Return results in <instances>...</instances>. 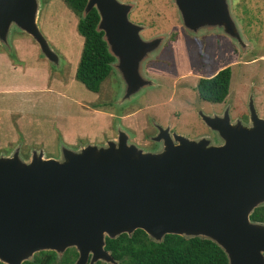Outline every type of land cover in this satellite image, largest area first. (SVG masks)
<instances>
[{
  "label": "water",
  "instance_id": "95a60500",
  "mask_svg": "<svg viewBox=\"0 0 264 264\" xmlns=\"http://www.w3.org/2000/svg\"><path fill=\"white\" fill-rule=\"evenodd\" d=\"M182 26L228 22L226 36L244 46L226 0H173ZM40 0H0V46L10 49L12 29L26 34L53 66L59 57L37 24ZM220 9H219V8ZM95 9V30L113 61L119 81L116 105L155 86L144 75L164 38L142 39L143 27L132 23V4L118 0H86L83 18ZM219 12L220 17H215ZM248 123L198 111L201 122L220 141L211 144L169 132L152 122L150 138L157 149L145 151L129 141L125 129L97 146L72 150L61 144L56 158L31 150L23 160L19 148L0 154V263L21 264L42 251L60 258L66 249L77 256L72 264H118L105 238L131 237L143 231L155 243L165 235L200 238L214 243L227 264H264V223L249 216L264 206V119L253 97L247 99Z\"/></svg>",
  "mask_w": 264,
  "mask_h": 264
},
{
  "label": "rangeland",
  "instance_id": "374dc122",
  "mask_svg": "<svg viewBox=\"0 0 264 264\" xmlns=\"http://www.w3.org/2000/svg\"><path fill=\"white\" fill-rule=\"evenodd\" d=\"M118 1L132 4L131 11L135 8L131 18L142 21V39L160 36L164 38L162 46L169 44L144 64V75L155 86L121 106L115 103L120 85L114 74L102 82L99 93L87 91L74 79L82 45L75 27L77 16L63 0H40L38 28L59 57L58 66L50 65L32 39L15 29L9 35L10 49L0 46V90L15 88L0 91V154L8 155L18 147L23 160L29 158L31 150L56 158L61 144L72 150L87 144L101 146L115 138L116 129L122 127L131 143L152 151L157 149L149 139L156 134L152 122L162 127L168 124L188 138L206 137L211 144L220 143L193 108L195 75L200 72L193 62L195 41L171 31L181 28L180 19L165 9L163 0ZM226 1L230 17L240 19L233 22L246 48L240 50L229 38L227 45L216 43L213 36L205 40L201 64L211 66L203 72L205 76L215 74L219 66L230 65L224 102L229 105L231 122L247 124L250 92L257 115L264 119V0H237L236 5ZM223 54L226 60L221 59ZM205 106L207 115L222 113L221 105ZM60 258L53 264H59Z\"/></svg>",
  "mask_w": 264,
  "mask_h": 264
},
{
  "label": "trees",
  "instance_id": "16d2710c",
  "mask_svg": "<svg viewBox=\"0 0 264 264\" xmlns=\"http://www.w3.org/2000/svg\"><path fill=\"white\" fill-rule=\"evenodd\" d=\"M63 3L77 16L75 27L82 37L74 79L87 91L99 93L102 82L113 74L110 64L114 59L102 40V32L95 30L98 15L95 9H91L81 17L86 0H63ZM230 76V69L225 68L210 78L199 79L195 86L199 100L213 104L223 102L228 93ZM249 219L264 223V206L255 208ZM104 249L118 264H227L224 253L209 240L165 235L162 242L155 243L138 229L131 237L121 234L115 239L105 238ZM76 256L74 249H66L58 263L72 264ZM55 261L54 252L42 251L35 253L31 261L21 264H53Z\"/></svg>",
  "mask_w": 264,
  "mask_h": 264
},
{
  "label": "flooded vegetation",
  "instance_id": "af4514ba",
  "mask_svg": "<svg viewBox=\"0 0 264 264\" xmlns=\"http://www.w3.org/2000/svg\"><path fill=\"white\" fill-rule=\"evenodd\" d=\"M123 1V0H122ZM148 1H150L151 2V0H148ZM215 2H217V0H214ZM218 2L221 4L222 2H223V0H218ZM163 3H164V7H165V9H169V11L171 10V12H172V16L174 17H176L177 16V18H179L180 19V13L178 12V8H177V6L175 5V3L173 2V0H163ZM238 3V1L237 0H231V5H236ZM227 4H228V2H227ZM235 7V6H234ZM219 8V7H218ZM135 9V8H134ZM133 9V10H134ZM220 9V8H219ZM133 10L131 11H129V13H128V19L129 20H131V22L132 23H134V24H138V25H140V26H142V21H139V20H137V21H133V19L131 18V14H132V12H133ZM232 10H233V7H232ZM161 14V13H160ZM159 14V17L161 16ZM220 17V14H219V12L217 13V14H215V17ZM236 15H238V14H236ZM234 16V15H233ZM217 17V18H218ZM235 18H236V20L235 19H232V21L233 20H235V21H237V22H240L239 20V18H238V16H235ZM179 23H180V26H181V28L180 29H174V30H171V31H173V32H175V33H177V34H179V33H183V34H187V36H189L190 38H192L195 42H194V49H195V47H196V50H194V56H193V62L197 65V67H196V69L198 68V70H199V72L200 73H202V74H196L195 76L197 77V81L199 80V79H202V78H210V77H212L213 75H210V76H205V75H203V72H205V71H209L210 70V68H211V66L209 67V68H207V66L205 65V64H201V61L203 60V54H204V50H205V48H204V50H202V48L205 46L204 45V43H206V41L207 40H209V39H211L213 36L215 37V41H216V43L217 42H220V43H223L224 42V44L225 45H227L228 44V37L226 36V33H223L222 31H220L219 30V28L221 27L222 28V30H224L225 28H226V26L228 25V22H221L220 24H218L219 22H215L213 25H209V26H206V25H202L201 23L200 24H196L195 26H194V28H193V30H190V29H188V30H186L183 26H182V24H181V21H179ZM235 24H234V22H233V26H234ZM218 26H220V27H218ZM235 27H236V25H235ZM226 30V29H225ZM147 32V30L145 31V33ZM153 34V33H152ZM152 34H149V36L150 35H152ZM147 35V34H146ZM170 35H172V34H169V36ZM149 36H147V37H149ZM179 36V35H178ZM206 40V41H205ZM246 44L244 43V46H245ZM217 46V45H216ZM239 48H240V50H244L245 48H243V45L242 44H240V43H238V45H237ZM166 47H169V44H166V45H164V46H162V48H166ZM197 48H198V50H197ZM202 57V59L200 60V58ZM221 59H227V56H225L224 54L223 55H221ZM198 60H200V61H198ZM254 59H252L251 61H253ZM198 63H200V64H198ZM217 64V63H216ZM219 65V64H218ZM234 64H232L231 66H233ZM220 68L218 69V71H220V70H223V69H225V68H229L230 69V71H231V67H230V65H225V66H219ZM217 71V72H218ZM216 72V73H217ZM197 81H196V83H197ZM195 86H196V84H195ZM195 86H194V91H193V93H194V102H193V108L196 110L195 111V113H196V115H197V112L198 111H202L204 114L207 112L206 110H207V106H205V104H207L208 106H211L213 103H208V102H204V101H200L199 100V98H198V96H197V92H196V90H195ZM249 95H251L252 97H253V95L251 94V92L249 93ZM247 99H248V97H247ZM223 103H225L224 101L223 102H221V103H215V104H213V105H221V107L223 106V109H222V111L221 112H223L225 109H227V112L229 113V105L227 104L226 105V103H225V105L223 104ZM209 109V108H208ZM198 116V115H197ZM199 118V117H198ZM163 128H168L169 129V132H175L172 128H170V127H168V124H165L164 126H163ZM175 133H177V132H175ZM149 139H150V137H149ZM151 141V140H150Z\"/></svg>",
  "mask_w": 264,
  "mask_h": 264
},
{
  "label": "crops",
  "instance_id": "0c3cea01",
  "mask_svg": "<svg viewBox=\"0 0 264 264\" xmlns=\"http://www.w3.org/2000/svg\"><path fill=\"white\" fill-rule=\"evenodd\" d=\"M144 67H145V65H144ZM114 74V73H113ZM44 77L46 78V80H47V78H48V76H47V74H44ZM13 90H15V88L14 89H6V90H0V91H13ZM120 116V115H119ZM162 127V126H161Z\"/></svg>",
  "mask_w": 264,
  "mask_h": 264
}]
</instances>
